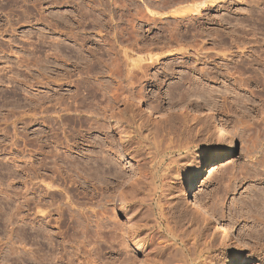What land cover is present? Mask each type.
Returning a JSON list of instances; mask_svg holds the SVG:
<instances>
[{"label": "rangeland", "instance_id": "rangeland-1", "mask_svg": "<svg viewBox=\"0 0 264 264\" xmlns=\"http://www.w3.org/2000/svg\"><path fill=\"white\" fill-rule=\"evenodd\" d=\"M5 3L0 264H264V0ZM119 48L142 57L147 74L124 91L142 100L113 105L102 132L91 120L108 104L114 77L89 73L84 106L53 98L83 83L79 69L108 70ZM120 110L138 114L125 135L113 126ZM212 114L225 125L230 156L197 177L194 193L226 223L231 243L183 188L216 150ZM165 134L174 149H165Z\"/></svg>", "mask_w": 264, "mask_h": 264}, {"label": "bare ground", "instance_id": "bare-ground-1", "mask_svg": "<svg viewBox=\"0 0 264 264\" xmlns=\"http://www.w3.org/2000/svg\"><path fill=\"white\" fill-rule=\"evenodd\" d=\"M19 1V0H18ZM18 1L17 0H5V4H6V6H8L11 10H12V8L13 7H15L16 5H17V3H18ZM28 1V0H27ZM31 1V0H30ZM39 1V0H38ZM1 2H2V0H0V5H1ZM21 2V1H20ZM24 2H25V0H24ZM34 3H35V1H34ZM184 18V17H183ZM180 19V18H179ZM183 20V19H182ZM179 22V21H178ZM181 23V22H180ZM119 29H120V27H119ZM119 29H117V32L119 31L120 33H121V30H119ZM121 29H123V28H121ZM125 29V28H124ZM70 30H71V28H70ZM74 31V30H73ZM126 31H128V29L126 30ZM117 32H116V34H117ZM130 32H132V31H130ZM130 32H129V35H130ZM73 33V32H72ZM71 33V34H72ZM75 33V32H74ZM124 33V32H123ZM127 33V32H126ZM81 34V33H80ZM116 34H115V38H116ZM135 35V34H134ZM73 37V36H72ZM79 37V36H78ZM78 37H76V38H78ZM85 38V37H84ZM83 38V39H84ZM79 39V38H78ZM77 39V40H78ZM117 39H118V37H117ZM117 39H115V41L117 40ZM114 40V39H113ZM137 40V39H136ZM76 41V40H75ZM110 41V40H109ZM108 41V42H109ZM77 42H79V41H77ZM77 42H76V44H77ZM119 42V39H118V41H117V43ZM111 43V42H110ZM113 43H116V42H113ZM84 44V43H83ZM116 44H114V46L113 45H110L112 48L114 47V49H115V46ZM110 47V48H111ZM109 48V50H111ZM112 51H114L113 49H112ZM120 51H122V55H121V53H117L116 52V50H115V52H116V54L113 56V57H110V60H111V64H110V68H109V66H107V68H109L108 70L107 69H105L106 71H102L103 69L101 68V66L99 67H97V70H92V69H94V68H91V67H89V66H86L84 69L83 68H81V69H79L78 71H79V76L81 75V76H83V77H81L82 79L81 80H83V83L82 84H80V83H76L75 84V90H74V92L73 93H70V95L69 94H67L66 96H65V94H64V92L61 94V96H56V98H53V99H55L56 100V102H55V100H54V102H55V104H58L59 106L60 105H62L63 103H64V105L66 106V107H68L65 103L66 102H68L67 101V99H74L75 101H77V100H81L82 102L83 101H85V99L84 98H86V93H85V91H87L88 90V85H87V87H85L84 86V83L85 84H88V82L90 81V80H87V77L86 76H88L89 75V73L91 74V73H93L96 77L98 76L97 75V73H99V75L100 74H106V73H108L107 75H109V76H111V77H114V79L116 80V84L115 85H113L114 87V91L111 89V91H113V92H109V94H111V95H109V97H108V95H106L107 96V98H108V101H106L108 104H106V106L105 107H102V108H99V110H97L96 111V115H94L95 117H94V119H93V117H92V120H91V122L92 123H96V127L99 129V130H101L102 132L104 131V130H107V128H108V125H107V118L109 117L110 118V116L109 115H107V111H109V110H111L112 109V107H113V105H115V104H118L119 102H121L122 103V105H125L126 107H127V105L128 104H131V105H135L136 107H138L140 104H141V100H142V98L141 97H137L136 95H140V94H136L135 92H132V93H128V94H133V93H135L136 95H134L135 97H132L131 98V96H130V98L128 97V95L127 96H124L127 92H124L125 90H132V85L134 84V82H132V81H135V80H132L133 78H136V79H138V81L139 80H141L143 77V75L142 74H145L147 71V69H143V67L144 66H142V57H137V58H128V55H127V51L126 50H124V54H123V49L122 50H120V48H119V50H118V52H120ZM110 53H111V51H110ZM109 53V55H111ZM173 54V53H172ZM172 54H170V55H172ZM126 58L129 60H131V62H129V63H125L124 64V61L126 60ZM145 59H151V63H155V59H154V57H148V58H145ZM144 59V60H145ZM127 60V61H128ZM129 60V61H130ZM150 61V60H149ZM148 64V65H152V64ZM99 64V63H98ZM103 64H104V62H103ZM102 64V65H103ZM108 65H109V63H107ZM107 64H105V66L107 65ZM101 65V64H100ZM124 65L126 66V67H124ZM147 66V65H146ZM98 68H100V69H102V70H100L99 71V69ZM141 73V75L142 76H140L139 74ZM147 74V73H146ZM64 75V74H63ZM67 76V75H66ZM124 77H128L130 80H129V84H127L128 83V79H126L127 80V85H125V84H123V83H125V82H123V78ZM105 78V77H104ZM97 79V78H96ZM99 82L100 81H102L101 80V78L99 77ZM103 79V78H102ZM106 79V78H105ZM80 80V79H79ZM125 80V79H124ZM113 81V80H112ZM94 82H96V85H97V81H94ZM110 82V81H109ZM43 83V82H42ZM101 83V82H100ZM104 83V82H103ZM133 83V84H132ZM105 84V83H104ZM134 85H136V84H134ZM89 86H94V85H89ZM98 87L96 88L95 86L94 87H92L93 89H94V91H95V93H97V91L100 89V87H101V85H100V87H99V83H98V85H97ZM106 86V85H105ZM105 86H103V87H105ZM108 86H109V84H108ZM128 86V87H127ZM109 87H111V85L109 86ZM109 87H107L106 86V88H108L109 89ZM135 87V86H134ZM102 88V87H101ZM106 88H104L103 90H106ZM41 90V89H40ZM101 90V89H100ZM109 91V90H108ZM133 91V90H132ZM47 92V91H46ZM45 92V93H46ZM105 92V91H104ZM107 92V91H106ZM105 92V93H106ZM129 92V91H128ZM131 92V91H130ZM137 92H139V91H137ZM125 93V94H124ZM104 94V93H103ZM104 95V96H105ZM55 97V96H54ZM136 97H137V99H136ZM38 98H39V96H38ZM80 101V102H81ZM74 102V101H73ZM79 102V103H80ZM82 102H81V104H82ZM84 103L85 102H83V105L82 106H84ZM68 104V103H67ZM70 104V103H69ZM37 105V104H36ZM54 105V104H53ZM57 105V106H58ZM70 106V105H69ZM44 107V106H43ZM55 107V106H54ZM50 107H45V110H48ZM56 108V107H55ZM62 108V107H61ZM71 108V107H70ZM178 109H180L181 111H183V109H185L184 108V106H181V108L180 107H177ZM68 109V108H67ZM147 109L148 110H153L154 109V107H152L149 103H147ZM43 112V111H42ZM85 112V111H84ZM91 113H93V111L91 112ZM111 115V114H110ZM113 115V116H112ZM111 116H112V121H114V125L113 126H118V127H120V129H121V132L119 133L120 135H125L126 133H128V130L125 128V125H124V123L125 122H129V123H132L133 121H135L136 120V117H137V113H135L134 111H131V113L129 112V111H127V110H120L118 113H113ZM211 116V118L212 117H214V115L212 114V115H210ZM177 119V117H172L171 119H170V121H169V124H170V129H168L169 131L171 130V132L174 130V129H177L176 128V120ZM201 120V119H200ZM214 120L216 121V129H215V132L213 131L212 132V134L214 135L215 134V136L217 137V147H216V150H215V152H214V154H212L211 155V157L208 159V161H207V163H209L208 164V168L207 169H205L204 167H202V165H195V170L193 171V174H192V176H191V178H189L186 182H185V184H184V190H185V194L187 193L188 195H190L191 196V201L195 204V206H197V208L204 214V215H206V216H208V217H210L211 219H213V220H215L216 222H217V229H218V231H219V234L221 235V237H222V239L224 240V241H226V242H229V243H231V242H236V240L234 239V237L231 235V233H230V230H229V228H228V226L226 225V223L221 219V217H219V216H217L216 214H214L213 212H211L209 209H208V207H207V205L197 196V194L196 193H194V188H195V186H196V180H197V177L204 171V170H210V172L211 171H213L214 169H215V167H216V165H217V163L219 162V161H221V160H223V159H226L227 157H229L230 156V152H229V147H228V144H229V137H228V132H227V130H226V128H225V125H224V123L223 122H221V120L219 119V118H215L214 117ZM201 121H203V120H201ZM204 121H205V119H204ZM207 121V120H206ZM208 122V121H207ZM206 122V124H208ZM91 123V124H92ZM183 126H186L187 125V123H188V120H186V119H184L183 121H181L180 122ZM204 124V123H203ZM203 124H202V126H203ZM206 124H205V127H206ZM95 125V124H94ZM141 127L143 126V124H139ZM209 125V124H208ZM211 125V124H210ZM188 126V125H187ZM193 126V125H192ZM204 127V128H205ZM211 127V126H210ZM97 129V130H98ZM158 129V128H157ZM191 129H193V127H191L190 128V126L188 127V128H186L185 127V129L184 130H186L187 132H190L191 131ZM200 129H201V127H200ZM206 129V128H205ZM209 129H208V126H207V130H206V133H207V131H208ZM169 131H166V132H168L169 133ZM174 131H176V130H174ZM173 131V132H174ZM185 131V132H186ZM156 132L158 133L159 132V129L158 130H156ZM170 132V133H171ZM172 132V133H173ZM184 132V131H183ZM186 132V133H187ZM211 133V132H210ZM209 133V134H210ZM106 134V133H105ZM168 135H170V134H165V135H163V136H168ZM210 136V135H209ZM108 137V136H107ZM212 137V136H211ZM71 138V137H70ZM167 138L166 137H164V139L163 140H166ZM168 139H170L171 141L168 143V146H166L165 147V149H172L173 147L170 145L171 144V142H172V137L171 136H168ZM161 142H163V141H161ZM186 143V142H185ZM96 144V143H95ZM170 145V146H169ZM227 146V147H226ZM176 147V146H175ZM188 149L189 148V145H187V144H183V145H180V152H182V149ZM174 149V148H173ZM111 150V149H110ZM58 151V150H57ZM56 151V152H57ZM59 152V151H58ZM61 153V152H60ZM107 155V154H106ZM156 155V154H155ZM104 157H106L105 155H104ZM104 157H102L103 159H104ZM106 159H108L107 157H106ZM105 159V160H106ZM153 159V158H152ZM109 160V159H108ZM108 163V162H107ZM158 163V162H157ZM155 168V167H154ZM110 170V169H109ZM154 172V171H153ZM161 176H163V175H161ZM49 184V183H48ZM48 186V185H47ZM126 199V198H125ZM124 199V200H125ZM122 198H121V203H124V205H126V206H128L129 204H127V203H125V201H124ZM126 206H121V208H124V207H126ZM130 214V213H129ZM130 216V215H129ZM128 217V216H127ZM133 218V217H132ZM128 219V218H127ZM129 219H130V217H129ZM136 220V219H135ZM130 222H132L131 220H130ZM137 222V221H136ZM117 223V222H116ZM135 223V222H134ZM133 223V224H134ZM136 224V223H135ZM130 225H131V223H130ZM131 226H133V225H131ZM135 227H136V225H135ZM117 228H118V226H117ZM132 229V228H131ZM135 236V235H134ZM138 237V236H137ZM141 237V236H140ZM144 238V237H143ZM139 238H137L136 240H138ZM138 244V243H137ZM145 245V244H144ZM155 246V245H154ZM139 247H140V245H139ZM142 248H143V246H141ZM154 248V247H153ZM150 251V250H149ZM144 252V251H143ZM146 253H147V251H146ZM145 254V253H144ZM150 254V253H149ZM147 255V257H148V254H146ZM130 256V255H129ZM154 256V255H153ZM136 258V257H135ZM149 258V257H148ZM151 258V257H150ZM69 260V259H68ZM128 260V259H127ZM138 260V259H137ZM155 260V259H154ZM158 260V259H157ZM71 261V260H70ZM145 261V260H144ZM144 261L142 262L141 261V263L143 264L144 263ZM146 263H150L151 261L149 260L148 262H147V259H146V261H145ZM69 263V262H68ZM140 263V262H139ZM146 263H144V264H146ZM152 263H153V259H152ZM202 263V262H201ZM230 264H239V260H238V258H233V260L231 261V263Z\"/></svg>", "mask_w": 264, "mask_h": 264}]
</instances>
